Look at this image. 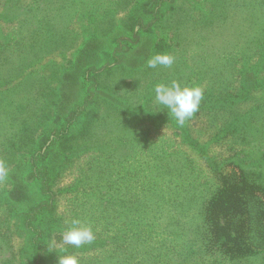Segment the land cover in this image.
<instances>
[{
	"label": "rangeland",
	"instance_id": "374dc122",
	"mask_svg": "<svg viewBox=\"0 0 264 264\" xmlns=\"http://www.w3.org/2000/svg\"><path fill=\"white\" fill-rule=\"evenodd\" d=\"M147 1L0 0V16L11 20L0 21V160L8 167L7 178L0 182V264H21L39 255L32 247L26 249L28 238L20 233L27 212L21 211V202L32 207L56 201L54 217L68 229L73 219L92 223L83 221L86 210L79 201L100 191L89 207L110 210L99 233L113 243L103 249L104 256L86 255L85 264H129L132 250L141 264H264V59L260 53L245 69L241 58L240 75L248 74V83L247 78L244 84L240 80L231 93L216 99L205 79L214 69V64L206 67L211 59L195 67L190 54L180 50L182 39L175 49L174 21L196 13L185 6L179 13L167 11L160 21L150 4L139 29L135 10H145L141 5ZM203 7L216 8L208 2ZM95 39H103L102 47L97 45L102 51L98 64L82 68L89 61L85 50ZM117 49L121 54L115 57ZM157 53L177 58L171 67H147ZM177 59L194 66V75H177ZM132 63L138 64L129 66ZM79 80L86 106L93 103L95 109L86 111L81 134L59 137L42 149L46 153L51 147L47 160L57 169L54 180L40 189L34 176L41 167V160L34 163L37 145L56 121L61 85L65 82L69 94L75 89L68 85ZM173 80L200 86L203 100L213 98L201 101L199 111L183 126L174 121L175 128L164 123L163 115L169 112L154 93L156 84ZM220 109L235 116L229 119ZM180 133L186 139L195 137L197 145H187ZM118 157L115 165H120L104 174L107 179L102 174L105 165ZM57 173L60 178L55 180ZM234 177L239 182L245 178L255 194L248 205L249 194L236 188ZM22 183L30 187L29 199ZM223 187L229 197L214 201ZM252 206L257 214L250 217ZM209 208L214 209L211 214ZM80 248L71 245L66 255L80 262ZM44 264H58V257Z\"/></svg>",
	"mask_w": 264,
	"mask_h": 264
},
{
	"label": "trees",
	"instance_id": "16d2710c",
	"mask_svg": "<svg viewBox=\"0 0 264 264\" xmlns=\"http://www.w3.org/2000/svg\"><path fill=\"white\" fill-rule=\"evenodd\" d=\"M206 2L216 8L213 11H208L203 7ZM206 2H203L201 0H148L145 4L141 5V7L145 8V10L137 11L136 9L135 13L140 20L138 25L139 29H141L143 26V24L141 23V18L142 16H144L145 18V16H147V13H149L148 7L150 4L155 8H153L152 12V14L155 15L154 18L160 21L165 16L167 11L174 10V13H179L180 8L185 6L188 7L187 10L190 11L191 9L193 12H195V15L187 14L182 18H179V20L174 21L175 28L172 32L175 37L174 40L177 41L175 49L179 48V41L182 39V48L180 50H182V53H184L183 49H185V51L190 54L189 59H191L192 57L191 62L193 63L194 61L195 64L196 62L198 64H194L195 67L199 66L204 58L211 59V64H207L206 67L214 64V69L209 72L206 77H204L210 85V95L216 99L222 100L221 94L231 93L233 89H236L238 87L240 80L242 81L241 84H244L245 79L248 76V74H244L242 78L240 75L241 69H239V61L241 58L244 62L245 69H248L252 66L254 57H258L260 53L262 58L264 59V0H206ZM4 18H6V20H2ZM144 20H146L145 22L148 23V19ZM0 21L8 22L11 20L7 19V16L4 15L0 16ZM174 42L175 41H173V43ZM195 43L197 44V47L195 46ZM102 44L103 39H95L94 43L90 44L87 47L88 49L85 50V52L88 54L87 57L89 58V61L84 62L82 68H85L87 66H90V69L96 68L98 62L96 63L95 60H98V54L102 53V51H100L101 49H98V47L101 48ZM130 48L132 49V45L130 46ZM136 52L137 49L132 51L129 58H126V61H131ZM172 53L173 55H175L176 51H172ZM120 54L121 51L117 49L114 56L116 57ZM175 58L177 57L175 56ZM176 62L178 65H180L177 68L179 72L177 73V75L181 74L180 72L184 73L183 76L194 75V66L188 67L187 65H184L188 64V61H185L184 59H177ZM136 64L138 63H132L129 66H136ZM249 78L250 77L246 79V84L248 83ZM201 82L202 81L200 80L198 81V83ZM64 86L65 82L61 85L59 90L60 102H58L56 109V113L58 112L56 121L49 126L47 137H43L40 140L39 145H37L39 150H37L34 155V163L36 165V161L41 160V167L38 168V172L34 174V176L38 178V185L40 189L41 187H47L51 180H54V173L57 169L55 164L54 167L50 165L49 160H47L48 154L51 151V147L47 150L46 153H42V149H44V147H46V145L50 141H52V144L55 143L56 139L59 137H69L75 133H77L78 135L81 134L85 127L84 115H86V111L95 109L93 103L89 106H86L87 100H84V90L81 85V80H79L72 86L68 85L67 88L73 87L75 89V91H73L72 93L68 94L63 88ZM208 99L213 100V98L211 99L207 96L204 98V100L202 99V101L206 102ZM220 110H222L220 113L229 115V119H232V116H235L233 112L231 113L227 109ZM79 111H81V114L78 120H76L74 123H71V118L75 117L79 113ZM163 116V118H165L164 123H169L174 127L173 123L175 119L170 115V113L166 112ZM153 121H156V119H153ZM63 122L65 123V125H62ZM54 136L55 139L53 140L52 137ZM183 140L186 144L189 143L193 147L197 145V143L195 142V137V141L192 138L186 139L185 136H183ZM206 154H208V151ZM103 157L104 156H101L99 158L100 162ZM170 158L171 157L168 156L166 157V160H169ZM25 160L26 159H24L23 161ZM118 160L119 157L113 160L110 164L105 165L106 170H103L102 172L104 177H106L104 174H110L113 169H116L117 166L120 165H115V162H117ZM64 165V162L61 161L59 169H63ZM23 166L25 168V171L23 173L24 177L26 173V164L23 163ZM35 168L37 167H34V170H37ZM92 173L94 175L95 170H93ZM58 174L59 173H57V177L55 180L60 178L58 177ZM106 178L109 179L108 177ZM21 179L22 178H17V180H19L20 182ZM243 180L239 182L236 180V177L232 178V182L236 181V188L239 191L243 189L249 194V197L245 201V204L248 205L252 199H255V194H253L249 190L245 178ZM22 182L24 183L23 179ZM23 183V194L26 195L27 199H29L30 197H32L30 194V187L29 185H24ZM229 183H231L230 180L228 182L224 181V186L227 187ZM226 187H223L219 190L220 194L217 199H214V201L217 202V200H219L221 197H229V192ZM42 193H44V191H42ZM45 194L50 196L52 195L51 192ZM100 194L101 191L95 193L92 192L85 197V200L79 201V205L85 208L84 210H86L83 221L92 220V223H89V225L93 228V231L95 233V240L93 243L84 245L80 249H77V251H80L82 253V257L80 259L81 264L86 263L84 259L88 254L98 257L106 255L107 252L103 249L106 250V248L113 243L112 241H108V239H104L102 234L99 233L100 225L102 226V224L100 223L103 219L106 218L105 213L110 212V210H101L99 207L95 208L93 206L89 207V203L93 200L92 196H98ZM36 196L38 197V194H36ZM39 196L41 197V195ZM41 201L42 203L46 202L45 200H40V202ZM21 203V211L24 212L27 210V212L24 214L25 223L23 226V231H20V233L23 234L25 238H28V245L26 249L32 247L35 254L40 255H37L36 259L33 257L31 259H28V261L23 260L21 264H42V262L44 264L46 263L47 259L66 255L71 250V245L63 244L61 234L62 232L67 230L66 227L68 226V224H66L64 221H60L59 219H55L54 210L56 208V201L54 204L49 203V205L43 204L40 206H38L36 203L32 207H30V205H26L23 202ZM98 204L99 201L95 205ZM28 209H31L32 211ZM82 210L83 209H81V211ZM213 211V208L211 211L209 208L210 214ZM95 212L98 213V216ZM236 213L237 212H235V215ZM248 213L250 217H253L257 214V210L252 206L250 207ZM238 215H241V213ZM255 219L256 218H254V220ZM22 220L24 221L23 218ZM263 220L264 216L261 217V221ZM122 240V237L118 238L117 243L121 244ZM130 254L131 262L129 264H133L134 261L139 260L138 254L135 251L132 250ZM226 254H228L227 250ZM95 260H97V257H95L93 261ZM138 263L141 264V261H138ZM108 264H120V261Z\"/></svg>",
	"mask_w": 264,
	"mask_h": 264
},
{
	"label": "clouds",
	"instance_id": "9594fccd",
	"mask_svg": "<svg viewBox=\"0 0 264 264\" xmlns=\"http://www.w3.org/2000/svg\"><path fill=\"white\" fill-rule=\"evenodd\" d=\"M175 57L169 54H155L147 60V67L156 68L158 65L171 67ZM155 100L168 110L179 126H183L198 111L203 99L200 86L181 85L173 80L170 83H158L154 87ZM8 176L6 163L0 160V182ZM62 242L77 248L94 242L95 233L90 225L83 224L79 219H73L71 227L62 232ZM58 264H80L74 255L58 256Z\"/></svg>",
	"mask_w": 264,
	"mask_h": 264
}]
</instances>
